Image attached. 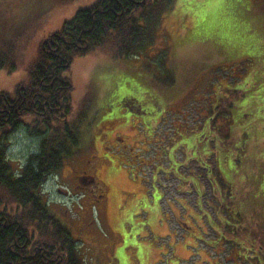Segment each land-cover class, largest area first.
<instances>
[{"label":"rangeland","instance_id":"374dc122","mask_svg":"<svg viewBox=\"0 0 264 264\" xmlns=\"http://www.w3.org/2000/svg\"><path fill=\"white\" fill-rule=\"evenodd\" d=\"M94 1L0 0V95L25 87L42 41ZM149 7L153 42L137 56L73 59L81 144L45 180L48 209L82 264H264V0ZM41 139L8 135L7 159L24 164ZM93 151L100 190L72 175Z\"/></svg>","mask_w":264,"mask_h":264},{"label":"trees","instance_id":"16d2710c","mask_svg":"<svg viewBox=\"0 0 264 264\" xmlns=\"http://www.w3.org/2000/svg\"><path fill=\"white\" fill-rule=\"evenodd\" d=\"M172 2L95 0L39 46L22 91L0 95V264H82L76 241L49 211L42 193L45 180L58 173L63 159L81 144L82 115L70 117L73 85L69 67L75 57L96 48L107 50L118 61L137 56L153 42V32L145 24L148 15L141 11L148 4L149 9L161 5L163 11ZM146 95L147 102L156 105L153 114L159 104L154 96ZM30 115L33 119L27 122ZM23 127L42 139L37 153L28 155L24 164L13 165L7 159L5 142ZM210 182L214 189L218 182L213 178ZM260 195L264 198V192Z\"/></svg>","mask_w":264,"mask_h":264},{"label":"flooded vegetation","instance_id":"af4514ba","mask_svg":"<svg viewBox=\"0 0 264 264\" xmlns=\"http://www.w3.org/2000/svg\"><path fill=\"white\" fill-rule=\"evenodd\" d=\"M44 45V44H43ZM44 47V46H43ZM71 66V65H70ZM20 91H22V89L21 90H19L18 92H20ZM36 96H33V100H36V98H35ZM19 101V100H18ZM39 101H37V102H34L33 103V105L34 104H37ZM83 149V147H81L80 148V151ZM96 158H101L99 155H97L96 154V151H93V153H91L90 154V158H88L87 159V161H86V163L84 164V168H78L75 172H72V175H74V176H76L75 177V181H74V183L76 182V178H78V180H79V182L81 181V180H83L85 177H90V179H88L90 182H92V183H94L95 185V189L96 190H100V186H99V184H96V179H95V177H94V175H93V173L96 171V170H94V166H95V159ZM79 172V173H78ZM77 175H79V177H77ZM73 187H74V189H82L83 188V186L82 185H77V184H73ZM76 189V190H77Z\"/></svg>","mask_w":264,"mask_h":264},{"label":"crops","instance_id":"0c3cea01","mask_svg":"<svg viewBox=\"0 0 264 264\" xmlns=\"http://www.w3.org/2000/svg\"><path fill=\"white\" fill-rule=\"evenodd\" d=\"M255 31H257V30L255 29Z\"/></svg>","mask_w":264,"mask_h":264}]
</instances>
